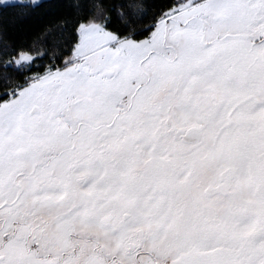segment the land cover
Returning a JSON list of instances; mask_svg holds the SVG:
<instances>
[{"label":"snow or ice","instance_id":"obj_1","mask_svg":"<svg viewBox=\"0 0 264 264\" xmlns=\"http://www.w3.org/2000/svg\"><path fill=\"white\" fill-rule=\"evenodd\" d=\"M0 264H264V0H0Z\"/></svg>","mask_w":264,"mask_h":264}]
</instances>
